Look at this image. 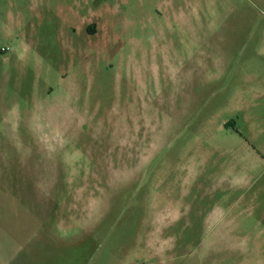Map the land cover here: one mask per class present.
I'll return each mask as SVG.
<instances>
[{
	"label": "rangeland",
	"instance_id": "374dc122",
	"mask_svg": "<svg viewBox=\"0 0 264 264\" xmlns=\"http://www.w3.org/2000/svg\"><path fill=\"white\" fill-rule=\"evenodd\" d=\"M0 264H264V0H0Z\"/></svg>",
	"mask_w": 264,
	"mask_h": 264
},
{
	"label": "crops",
	"instance_id": "0c3cea01",
	"mask_svg": "<svg viewBox=\"0 0 264 264\" xmlns=\"http://www.w3.org/2000/svg\"><path fill=\"white\" fill-rule=\"evenodd\" d=\"M239 203V200H236L233 204H232V207H236L237 204ZM247 207V209L244 211L245 213H247V215H249L250 217L251 216H255L258 211L254 210L253 208H255V201H250L248 204L245 205ZM256 220H258L256 218ZM261 220V219H259Z\"/></svg>",
	"mask_w": 264,
	"mask_h": 264
},
{
	"label": "built area",
	"instance_id": "2783aa9c",
	"mask_svg": "<svg viewBox=\"0 0 264 264\" xmlns=\"http://www.w3.org/2000/svg\"><path fill=\"white\" fill-rule=\"evenodd\" d=\"M8 49H6L5 51H7Z\"/></svg>",
	"mask_w": 264,
	"mask_h": 264
}]
</instances>
